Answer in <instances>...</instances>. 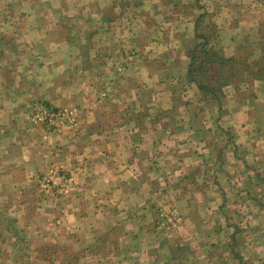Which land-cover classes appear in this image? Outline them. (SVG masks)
Instances as JSON below:
<instances>
[{
    "label": "rangeland",
    "instance_id": "rangeland-1",
    "mask_svg": "<svg viewBox=\"0 0 264 264\" xmlns=\"http://www.w3.org/2000/svg\"><path fill=\"white\" fill-rule=\"evenodd\" d=\"M202 13L205 17L196 30L197 20ZM174 15L184 21L179 24L180 28L174 24L169 29L170 16L172 18ZM158 30L160 36L155 38L153 35ZM170 30V38L162 37ZM254 32L258 34L252 37L248 35ZM136 34L145 35L142 40L147 48L153 41L154 47L158 48V51L152 48L147 50V66L149 63L156 64V67L160 63L172 64L170 60L177 58L173 61V67L171 65L172 70L169 69L167 73V76L172 77L170 81L174 85L167 87L166 94L159 99L164 95H174V107L181 105L186 112L189 106L187 117L192 124L190 128L196 134L202 133L207 146H241L243 153H246L243 146H252L255 151L249 155L264 172V165L260 163L264 161V121L247 119L250 116L248 108L254 103L256 94L261 93L257 95L258 98H264V81H253L245 86L249 71L235 60L237 62L234 61L221 73L224 76V73L230 72L227 76L231 77V81H240L242 84L239 90L234 85L225 87L226 96L219 102L200 92L196 85H191L187 77L177 76L179 71L176 68L184 65L185 49L190 50L205 42L198 38V34L210 35L209 46L225 57L238 55L250 58L257 47L248 63L260 59L262 53L264 55V0H0V146H38V158L32 171L38 172L40 176L38 180L18 184L1 181L5 179L3 176L0 178V264H93L96 261L94 257L105 260L100 264H145L142 257L138 260L142 251H133V248L127 250L118 245L125 230L120 225V215L111 212L113 210L110 211L113 214L95 219L96 224L92 225L91 222L90 226L86 225L80 231L55 230L61 228L62 217L54 212L50 218L44 214V210H55L61 200L72 206L73 181H70L71 177L68 178V173L69 176L72 173L60 168L57 170L59 176L56 175L55 181H52L50 177L44 178L42 163L45 134L46 141L57 146L60 140L63 141L62 138L71 140L73 134L81 133L80 123L86 124L83 132L108 131L106 119L100 121L98 118L87 117L86 111L91 110L93 102H89L91 96H87L95 95L98 99L100 95L104 99L107 92L99 87V83L120 80L118 72H108L103 65L107 60L106 52L110 54L129 39L132 42ZM255 36L259 37L256 44L252 41ZM60 40L74 42L79 52L72 56V51H65L62 58L68 62L63 64L64 73L62 65L58 72L52 70L50 73L44 68V62L55 61L53 55L47 57L60 45ZM163 49L167 54L165 61L161 59ZM168 51L176 57L169 56ZM45 52L47 56L44 57ZM187 58L190 63L188 54ZM108 61L118 63L117 60ZM133 61L131 59L124 63L132 64ZM76 64L81 68L78 72ZM239 72L245 75H239ZM235 73L237 75L234 77ZM218 75L216 72L215 77ZM259 82L260 85L253 87ZM131 83L135 86L128 93L134 94L133 89L137 84ZM114 87H117L116 90L114 88L110 93H120L119 87ZM245 89L247 93L239 96L238 92ZM62 90L65 91L62 94L75 97L76 101L58 105L53 98L58 100L62 97ZM236 95L237 99L234 100ZM237 102L242 104L238 105ZM243 104L247 105L242 107ZM236 105L238 110L242 108L246 111L237 112L233 116L230 109H235ZM113 109L110 119L120 121L119 108ZM110 119L107 120L111 122ZM8 154H2L6 161L12 160ZM71 158L74 159L73 155ZM80 162L86 165V161ZM50 170L56 172L55 168ZM260 173L263 177V173ZM256 186L262 190L264 188L258 179ZM10 192H19V197ZM113 194L114 200L117 194ZM84 199L86 203H98L96 198L85 193ZM86 203L84 205H88ZM110 204L107 206L110 207ZM20 208H24L25 213ZM173 208L170 205L162 207L160 213L156 264H175L171 262L172 258H165L166 251H171L166 234L173 233L181 222L180 215ZM105 227L113 229L103 231ZM96 229L97 232H93ZM97 236H101V245L90 246V242L93 243ZM150 237H144L146 243L152 242ZM45 244L57 247L52 251L53 247L49 249ZM145 249L152 251L154 248L147 246ZM177 256L175 250L170 255L173 258ZM149 258L148 264H151L152 259Z\"/></svg>",
    "mask_w": 264,
    "mask_h": 264
},
{
    "label": "crops",
    "instance_id": "crops-1",
    "mask_svg": "<svg viewBox=\"0 0 264 264\" xmlns=\"http://www.w3.org/2000/svg\"><path fill=\"white\" fill-rule=\"evenodd\" d=\"M169 21V29L174 24L180 28L179 24L184 19L174 15L172 18L170 16ZM163 35L164 38H170L171 30ZM153 36L159 37L160 30ZM143 37L145 35L136 34L132 42L129 39L110 54L106 52L107 60L103 65L108 72H118L120 80L99 83V87L107 92L104 99L100 93L98 99L95 95L87 96H91L89 102L93 101L89 105L91 110L86 111L87 117L98 118L100 121L106 119L108 131L83 132L86 124L80 123L81 133L68 136L71 140L62 138L63 141L60 140L57 146L47 142L45 134L42 162L44 178L50 177V180L55 181L58 169L69 170L72 173L70 176L68 173V178L71 177L70 181H73L74 200L72 206L61 200L55 210H44V214L51 218L56 212L62 217L61 228L55 230L74 232L84 229L86 225L90 226L91 222L92 225L96 224L95 219L118 213L121 217L120 225L125 230L118 245L127 250L133 248V251H142L138 260L142 257V261L148 264L151 257V264H156L160 213L162 207L170 205L178 212L181 221L173 233L166 234L171 251H166L165 258H172V263L264 264V188L262 190L256 186L257 179L264 184V172L249 155L254 153V148L243 146L246 151L243 153L241 146H207L202 133L196 134L190 128L192 124L187 117L189 106L186 112L181 105L174 107V95H164L160 100L159 97L166 94L165 89L174 85L170 81L172 77L167 76V73L169 69L172 70L173 61L177 58L170 60L172 64L160 63L156 67V64L149 63L147 66V50L152 48L158 51V48L154 47V41L147 48ZM71 43L60 40V45L47 57L53 55L55 61L44 62L47 65L44 68L50 73L52 70L58 72L61 69L59 67L68 62L62 58L65 51L69 53L70 50L72 56H76L78 46ZM161 51V59L165 61L166 50ZM169 51V56L175 58L176 55ZM184 51V65L180 68L175 66L179 71L177 76L180 77H186L189 66L186 54L188 49ZM140 56L144 65L140 62ZM108 59L117 60L118 63H110ZM131 59L135 60L134 63H124ZM90 61L93 59L90 58ZM75 67L77 72L81 70L77 64ZM131 82L137 84L133 89L134 94L128 93L135 86ZM260 84L255 83L253 87ZM114 86L119 87L120 93H110L114 88L116 90ZM187 87H190L189 84ZM63 92L58 100L53 98L58 105L76 101L75 97H66ZM257 95L261 93L256 94L254 103L248 108L252 117L248 116L247 119L263 122L264 98H258ZM114 107L120 110V121L110 119ZM237 107L230 109L233 116L237 112L246 111L242 108L238 110ZM82 117L86 118L84 115ZM173 119L176 121L173 122ZM3 153H9L8 157L12 160L6 161ZM37 153L38 146H0V178H5L1 181L18 184L38 180V172L32 171L38 158ZM230 155L232 159L229 160ZM83 160L86 165L78 163ZM260 163L264 165L263 160ZM50 168H55L56 172ZM64 178L66 180L67 176ZM19 192L10 193L19 197ZM113 192L117 194L114 200ZM84 193L96 198L98 203H86ZM109 203H112L110 207L107 206ZM20 209L25 213L24 208ZM111 227H105L103 231H111ZM93 232H97V229ZM146 236H151L152 242L146 243ZM100 240L101 236H97L93 243L90 242V246L101 245ZM147 246L154 249L147 251ZM174 250L177 251V258L170 257ZM94 258L96 261H92L93 264L105 261Z\"/></svg>",
    "mask_w": 264,
    "mask_h": 264
},
{
    "label": "trees",
    "instance_id": "trees-1",
    "mask_svg": "<svg viewBox=\"0 0 264 264\" xmlns=\"http://www.w3.org/2000/svg\"><path fill=\"white\" fill-rule=\"evenodd\" d=\"M205 17V14L202 13L199 17V20H197L196 23V30L199 29L201 23L203 22V19ZM258 34L257 32L249 33L248 35L252 37V35ZM210 36V35H209ZM207 35H199L198 38L204 39L205 42L200 43L198 46H195L194 48L188 50L187 54L190 58V63L188 66V70L186 72V77L189 80L191 85H196L197 89L200 90V92L204 93L207 97H211L214 100H218L219 102L222 101V97L226 96V91L224 90L225 87L234 85L237 86V89H240V86L242 83L240 81H231V77L227 76L230 74V72L224 73V76H222L221 71H223L224 68L231 65L235 60H238V62H241L245 68L246 71H249L247 77V83L245 86H249L250 84L254 83L253 81L262 80L264 81V55L262 53V56L259 57L260 59H253L251 63L250 59L253 58L255 54V49L257 51V47L253 50L252 54L250 55V58L248 56L245 57H225L220 54V52L216 49H213L210 45V37ZM257 36L253 37L252 41L254 44L258 41ZM262 38V37H261ZM257 39V40H256ZM263 41V40H262ZM252 42V43H253ZM262 43V42H261ZM263 45V43H262ZM259 49V48H258ZM262 48H260L261 50ZM237 62V61H235ZM257 68V70H255ZM218 73L219 75L217 78L215 77V73ZM242 74L239 72V75ZM237 74H234V77ZM242 75H245L242 74ZM244 93H247V89L241 90L238 92V95L241 96ZM247 95V94H246ZM47 248L53 247L52 251L54 250L55 246L54 244H45L44 245ZM57 247V246H56Z\"/></svg>",
    "mask_w": 264,
    "mask_h": 264
}]
</instances>
